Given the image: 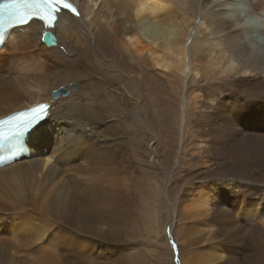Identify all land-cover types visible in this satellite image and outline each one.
I'll return each instance as SVG.
<instances>
[{"label":"bare ground","instance_id":"obj_1","mask_svg":"<svg viewBox=\"0 0 264 264\" xmlns=\"http://www.w3.org/2000/svg\"><path fill=\"white\" fill-rule=\"evenodd\" d=\"M73 1L80 17L63 10L52 28L33 19L0 48V118L49 104L48 117L29 135L30 152L0 168V211H12L10 222L20 227L40 216L47 226L7 238L0 214V264H11L5 252L17 264L37 262L29 238L49 230V217L58 220L49 209L65 206L74 185L89 193L93 211L85 222L76 219L75 230L62 219L53 223L51 237L64 255L91 256L75 231L115 237L116 225L128 220L119 180L134 165L107 130H97L101 106L90 92L111 66L136 84L171 83L176 147L171 159H153L161 169L156 192L169 197L167 235L180 240L178 257L166 250L177 264H264V0ZM46 30L55 45L42 41ZM73 81L77 88L53 98ZM96 136L104 139L101 150Z\"/></svg>","mask_w":264,"mask_h":264},{"label":"rangeland","instance_id":"obj_2","mask_svg":"<svg viewBox=\"0 0 264 264\" xmlns=\"http://www.w3.org/2000/svg\"><path fill=\"white\" fill-rule=\"evenodd\" d=\"M104 75V77H98L93 80V88L90 90L91 93H96L92 94V96L96 105L101 106L100 108L97 105L103 117V122H98L97 130H102L103 134L107 130L109 138L116 143L114 149L123 150L133 162V171L125 173L123 178L119 180L118 190V194L122 195L126 200L127 206H129L127 212L130 216L128 220L120 221L116 225L115 229L120 231V233H114L115 237L119 236L117 240L114 239L115 237H105L104 235L92 237V235L82 232L75 231L74 233L79 235L80 244L84 251L86 250L87 254L91 255L87 257L95 259L93 264H97V262L98 264H177L176 258L166 250V247L168 245L172 250L174 247L177 249V244H179L180 240H177L172 233L169 234L170 236L167 235L171 229L170 224L167 222L169 197H167L168 195H163L160 198L157 194L156 187L161 181V174L157 172H161V169L159 166V168H154L153 166V159H171L173 156L171 151L176 147L175 141L172 140L173 133H176L175 130H172V123L176 121L177 116L172 112L173 104L171 99L173 90L171 89V83L169 84L170 80H165V85L167 86L163 90L155 82L143 84L144 86L139 83L138 85L131 81L132 79L128 74H123L115 66L106 67ZM5 77L8 81L9 76L5 75ZM99 78L102 79L101 82L97 80ZM66 84L69 86L66 87L65 84L60 86L66 89H71L70 87L73 85H76L74 88L78 87L75 81ZM148 89L149 91H147ZM145 90L148 93H145ZM138 91L141 93L138 94ZM48 127H46L47 130ZM100 130L98 131L101 132ZM62 134L61 131V135L58 136L60 142H63ZM96 137L99 142V146H97L101 150L103 148L100 143L104 144L102 143L104 139ZM111 140H107V142ZM49 146L54 145L49 144ZM51 157L52 162L56 164L58 161L55 155ZM65 160L63 156L60 164H63ZM163 163L165 164V161ZM174 167L172 166L170 171L174 170ZM76 185L78 186L77 183ZM73 189H75L71 192L73 196L71 194L70 196L74 197V199L72 200L69 197L68 205L66 204L58 210L55 208L49 209L51 214L58 213V220H52L49 217L52 222V225L49 224V230L45 231L39 239L35 237L29 238L32 245L31 252H33L34 256H37H35L37 261L35 264H78L80 261L81 263L83 262L82 264H91L89 259H86L87 257L82 260L80 255L72 254V252L68 254L65 252L64 255L60 250L59 244L51 237V232L55 230L57 225L61 224V219L63 226L65 225L70 230H75L77 228L76 219H81V222H85V214L88 215V213L93 211V205L89 206V203H91V198L88 197L89 193L87 192L88 195H86L85 191H78V187L75 185ZM5 213L6 216L0 211V214L4 215L1 221H4L9 226L7 227V233H5L7 238H18V236H21L20 230L22 229H26L27 233L30 234V230L34 228H31L33 224L40 229L47 226V223L44 225L42 221L40 223L41 218V220L46 221L44 216H40V219H35L31 225L20 227L18 220H16V223L10 222L12 211L5 210ZM34 214L39 215L38 212H34ZM24 224L27 225V223ZM9 228L15 231L11 232ZM2 233L0 230V236ZM0 249L2 251L1 247ZM95 255L98 257H94ZM174 255L178 257V250L174 251ZM0 256H2L1 253ZM3 256L5 261L10 262L12 260L11 264H17L14 261L15 259L11 258L6 252ZM18 256L22 257L21 255ZM79 258L81 260H78ZM66 259H70V261L67 262ZM186 259L187 256L185 261ZM182 262L181 260L180 264H184ZM20 264H32V261L22 258Z\"/></svg>","mask_w":264,"mask_h":264},{"label":"snow or ice","instance_id":"obj_3","mask_svg":"<svg viewBox=\"0 0 264 264\" xmlns=\"http://www.w3.org/2000/svg\"><path fill=\"white\" fill-rule=\"evenodd\" d=\"M38 11L43 10L44 15H40V20L50 21L53 19L55 14L61 9H69L71 11H75L72 6L67 3V0H39V3L34 5ZM22 19H27V16L22 17ZM7 140L8 137H5Z\"/></svg>","mask_w":264,"mask_h":264},{"label":"water","instance_id":"obj_4","mask_svg":"<svg viewBox=\"0 0 264 264\" xmlns=\"http://www.w3.org/2000/svg\"><path fill=\"white\" fill-rule=\"evenodd\" d=\"M42 41H44V43L48 46H52L55 45L57 43V38L56 36L51 32V31H45L42 34ZM76 85L71 86L70 88H74ZM70 91V89H66L63 86H60L59 88L55 89L52 92V96L53 98H59L60 96H66L68 94V92Z\"/></svg>","mask_w":264,"mask_h":264}]
</instances>
